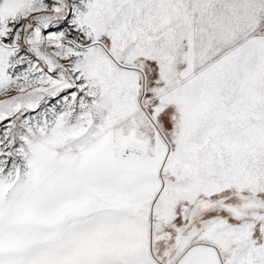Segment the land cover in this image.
<instances>
[{
  "label": "snow or ice",
  "instance_id": "snow-or-ice-1",
  "mask_svg": "<svg viewBox=\"0 0 264 264\" xmlns=\"http://www.w3.org/2000/svg\"><path fill=\"white\" fill-rule=\"evenodd\" d=\"M0 264H264V0H0Z\"/></svg>",
  "mask_w": 264,
  "mask_h": 264
}]
</instances>
